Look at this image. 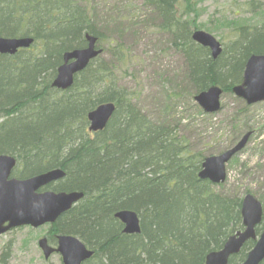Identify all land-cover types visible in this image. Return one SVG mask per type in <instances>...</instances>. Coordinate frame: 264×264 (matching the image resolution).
<instances>
[{
  "label": "trees",
  "instance_id": "16d2710c",
  "mask_svg": "<svg viewBox=\"0 0 264 264\" xmlns=\"http://www.w3.org/2000/svg\"><path fill=\"white\" fill-rule=\"evenodd\" d=\"M144 5L160 17V29L172 36L186 70L187 88L162 91L157 117L139 108L134 94L118 88L115 72L126 63L125 50L97 31L86 0H0V37L34 40L29 50L0 55V155L16 160L14 177L60 169L65 177L46 189L83 194L49 226L51 244L57 235L78 238L94 252L90 264H205L207 254L242 229V199L224 184L200 180L201 164L251 130L247 113L254 106H244L224 123L230 129L227 146L216 132L197 147L191 142L192 134L200 137L195 117L207 126L214 115L204 114L193 98L213 86L232 95L247 59L264 54L259 18H264V4H246L244 16L257 21L244 19V26L224 21L231 27L230 39L215 59L191 40L190 28L200 29L196 2L144 0ZM86 35L97 37L110 60L101 54L74 76L69 89L52 88L63 53L83 48ZM105 103L115 105L113 115L102 131L89 133L88 113ZM124 210L137 214L138 234L122 232L114 215ZM253 244L246 242L227 264H241ZM6 258L3 253L0 264Z\"/></svg>",
  "mask_w": 264,
  "mask_h": 264
},
{
  "label": "rangeland",
  "instance_id": "374dc122",
  "mask_svg": "<svg viewBox=\"0 0 264 264\" xmlns=\"http://www.w3.org/2000/svg\"><path fill=\"white\" fill-rule=\"evenodd\" d=\"M86 1L93 8L97 31L109 41L120 43L125 50L126 63L115 72L118 88L134 94L135 103L144 112L151 113V116H160L158 105L162 102V91L177 93V89L187 88L184 59L173 48L172 36L160 29V17L151 7L144 5V0ZM192 2H196L195 25L200 28L198 30L214 37L222 49L230 39L231 30L224 21L231 23L235 20L236 26H244L246 24L244 19L257 21L255 17L244 16L246 4L249 2L264 4V0H192ZM192 17L193 14L190 21ZM259 18L264 22L263 17ZM175 29L180 31L179 27ZM190 29L193 31V27ZM104 47L101 44V49H105ZM101 58L110 60L107 53H103ZM220 102L221 110L211 118L209 125H205L204 118L195 117L196 129L200 135L198 139L193 138L197 134L191 132V142L195 146L199 147L202 138L207 140L216 132L223 134L221 144L230 137L229 126L224 123L230 116L241 111L245 103L233 94L222 95ZM248 111L250 128L255 133L243 151L226 165L224 188L228 192L235 191L241 199L251 193L261 202L264 213V104L254 105V108H249ZM185 120L189 118L186 116ZM191 130H194V127ZM225 146L226 143L223 147ZM50 237L52 235L48 225L37 229L20 227L11 230L0 236V257L3 253L8 255L4 264H62L60 256L56 254L50 256L48 260L43 259L38 242L45 238L49 245L54 247V244L49 242Z\"/></svg>",
  "mask_w": 264,
  "mask_h": 264
},
{
  "label": "water",
  "instance_id": "95a60500",
  "mask_svg": "<svg viewBox=\"0 0 264 264\" xmlns=\"http://www.w3.org/2000/svg\"><path fill=\"white\" fill-rule=\"evenodd\" d=\"M191 39L200 46L210 51L213 59L221 53L218 41L209 34L195 31ZM87 46L80 50L65 53L63 64L57 69L52 87L66 90L73 83L75 74L84 70L88 63L101 53L96 47L97 38L86 35ZM31 39H3L0 38V54L13 55L20 48H28ZM232 94L246 105L264 103V54L250 56L244 67L242 82L232 88ZM223 90L213 86L194 97L195 103L206 114H213L220 110V97ZM115 111L113 103L99 105L87 115L88 131L95 133L102 131ZM251 133L245 134L241 140L224 153L208 157L202 163L198 176L201 180H208L212 184L225 181V165L239 153L246 145ZM16 166L13 157L0 155V236L6 232L19 228H38L46 224H54L57 219L74 204L83 198L78 192H52L41 191L48 185L61 180L65 173L60 169L29 177L26 179L11 178L10 175ZM241 216L243 231L230 236L221 250L209 253L205 264H227L232 255H236L248 240H256L252 249L247 253L242 264H260L264 260V223L258 239L255 236V227L261 223L262 208L260 202L252 195L247 194L242 199ZM123 225L122 232L126 235L140 232L139 219L133 211H119L114 215ZM38 246L44 259L51 254L58 253L62 264H82L93 253L75 237L59 235L57 247L52 248L45 238L39 240Z\"/></svg>",
  "mask_w": 264,
  "mask_h": 264
},
{
  "label": "bare ground",
  "instance_id": "6f19581e",
  "mask_svg": "<svg viewBox=\"0 0 264 264\" xmlns=\"http://www.w3.org/2000/svg\"><path fill=\"white\" fill-rule=\"evenodd\" d=\"M0 38H3V39H23V38H26V39H31V40H32V44H31L28 48H20V49H18V50L16 51V53L13 54V55H9V54H0V55L14 56V55H16L19 51H22V50H29V49L33 46V44H34V40H33L31 37H25V36H24V37H16V38H5V37H0ZM86 46H87V42H86V45H85L83 48H85ZM83 48L74 49V50H72V51L80 50V49H83ZM72 51H68V52H64V53H63V55H62V64H63V56H64V54H65V53H70V52H72ZM101 54H103V50H102V49H101V53H100L98 56H100ZM98 56H97V57H98ZM97 57H95L94 59H96ZM94 59H92L91 61H93ZM91 61H90V62H91ZM90 62L88 63V65L90 64ZM62 64H61V65H62ZM61 65H60V66H61ZM88 65H87V66H88ZM60 66H59V67H60ZM87 66L84 68V70L87 68ZM59 67H58V68H59ZM58 68H57V69H58ZM82 71H83V70H82ZM82 71H81V72H82ZM79 73H80V72H79ZM56 74H57V70H56ZM77 74H78V73H77ZM77 74H75V75H77ZM75 75H74V76H75ZM55 77H56V75H55ZM55 77H54V79H55ZM54 79H53L52 82H51V87H52V83H53ZM73 81H74V77H73ZM72 84H73V83H72ZM71 86H72V85H71ZM71 86H70V87H71ZM52 88H54V87H52ZM54 89H56V90H60V89H57V88H54ZM68 89H69V88H68ZM66 90H67V89H66ZM60 91H65V90H60ZM2 120H3V119H2ZM2 120L0 119V123H1ZM62 171H63V170H62ZM63 172H64V171H63ZM64 173H65V172H64Z\"/></svg>",
  "mask_w": 264,
  "mask_h": 264
},
{
  "label": "flooded vegetation",
  "instance_id": "af4514ba",
  "mask_svg": "<svg viewBox=\"0 0 264 264\" xmlns=\"http://www.w3.org/2000/svg\"><path fill=\"white\" fill-rule=\"evenodd\" d=\"M56 243H54V245H55ZM55 247V246H54ZM87 262V261H86ZM89 262V264H90V261H88Z\"/></svg>",
  "mask_w": 264,
  "mask_h": 264
}]
</instances>
